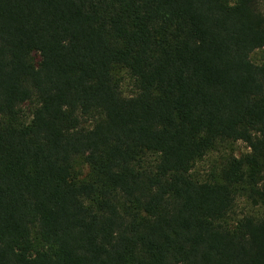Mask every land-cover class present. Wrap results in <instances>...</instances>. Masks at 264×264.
Instances as JSON below:
<instances>
[{
  "label": "trees",
  "instance_id": "1",
  "mask_svg": "<svg viewBox=\"0 0 264 264\" xmlns=\"http://www.w3.org/2000/svg\"><path fill=\"white\" fill-rule=\"evenodd\" d=\"M260 50L264 0H0V264H264Z\"/></svg>",
  "mask_w": 264,
  "mask_h": 264
},
{
  "label": "rangeland",
  "instance_id": "2",
  "mask_svg": "<svg viewBox=\"0 0 264 264\" xmlns=\"http://www.w3.org/2000/svg\"><path fill=\"white\" fill-rule=\"evenodd\" d=\"M252 59L256 63L263 62L264 61V50L256 51L252 55ZM124 89L127 93H130V91L132 90L129 78H126L124 80ZM28 112H29V108H27V113ZM235 151L238 155H241V154L248 152L249 149H248L246 144L240 142V143L235 145ZM78 168L81 172L82 171L85 172V167H84L82 161H79ZM197 168H198L199 172H201L202 174L206 173L207 171H209L212 168V158L209 157V158L205 159L203 162H201L197 166Z\"/></svg>",
  "mask_w": 264,
  "mask_h": 264
}]
</instances>
